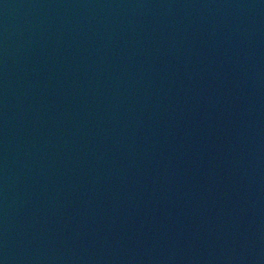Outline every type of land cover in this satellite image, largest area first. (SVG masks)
<instances>
[{"label": "water", "instance_id": "water-1", "mask_svg": "<svg viewBox=\"0 0 264 264\" xmlns=\"http://www.w3.org/2000/svg\"><path fill=\"white\" fill-rule=\"evenodd\" d=\"M0 264H264V0H0Z\"/></svg>", "mask_w": 264, "mask_h": 264}]
</instances>
